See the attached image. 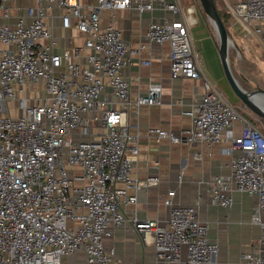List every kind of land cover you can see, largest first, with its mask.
<instances>
[{
	"label": "built area",
	"instance_id": "1",
	"mask_svg": "<svg viewBox=\"0 0 264 264\" xmlns=\"http://www.w3.org/2000/svg\"><path fill=\"white\" fill-rule=\"evenodd\" d=\"M16 1L0 0V17L10 18L9 4ZM45 3L65 10L62 26L83 36L80 45L55 51L43 21ZM131 9L139 15L161 10L174 19L150 22L132 51L118 28L100 25L102 11ZM228 10L247 37L261 33L264 0H243ZM194 13L178 0H95L88 10L80 0H33L13 23H0V264H113L104 239L125 223L121 208L137 204L141 186L159 183L157 175L133 179L140 136L127 123L132 103L123 70L128 54L139 55L147 45L159 47L172 80H198L203 90L182 112L189 127L178 135L147 128V135L208 147L231 141L225 150L232 156L230 174L206 181L208 200L229 209L234 191L254 198L250 223L261 235L239 263L264 264V135L204 78L189 33ZM161 96V86L149 84L134 104L161 106ZM174 195L171 190L163 199L165 223L138 221L135 213L129 222L143 238L151 237L156 261L211 264L218 246L209 239L208 224L197 206L175 205Z\"/></svg>",
	"mask_w": 264,
	"mask_h": 264
},
{
	"label": "crops",
	"instance_id": "2",
	"mask_svg": "<svg viewBox=\"0 0 264 264\" xmlns=\"http://www.w3.org/2000/svg\"><path fill=\"white\" fill-rule=\"evenodd\" d=\"M185 1L189 3V0ZM221 1L225 11L229 13L230 5L243 0ZM32 3L33 0H17L10 3V18L0 17V23H13L18 15L23 14L25 7ZM94 3L95 0H80V4L86 10ZM180 3L183 10L189 7L184 5V0ZM45 6L46 13L43 21L56 42L55 51L61 53L65 48L80 45L83 36L73 26L68 28L62 26V16L65 10L57 8L53 3H45ZM192 7L195 9L193 5ZM199 14L204 17L200 10ZM194 15L196 23L190 28V35L194 27L198 25L196 9ZM163 17L174 19L169 13L161 10L145 12L141 15L132 9L104 10L100 14V25L106 27L112 24L118 28L123 40L133 51L138 49L140 43H143L142 37L147 25L150 22H161ZM204 20L209 28L207 17ZM252 25L255 27L257 24ZM227 32L232 44L231 50L235 56L238 54L239 58L241 57L239 61L238 59L236 62L233 61L229 49V66L231 70L233 66L236 67V75L240 77L237 79L238 82L248 91L256 88L264 90V24L261 26L260 34L247 37L230 16ZM210 34L217 50L215 35L211 30ZM191 43L199 53L195 40L192 38ZM128 56L130 64L123 70L124 77L130 81L129 96L132 103L127 111V123L130 130L138 132L140 136L138 161L132 177L136 181H144L149 176L157 175L159 183L141 186L136 192L137 204L121 208L126 219L125 223L115 229L111 237L104 239L105 248L112 249L114 252L113 264H168L156 261L151 237L147 235L143 238L129 220L135 213L138 221L152 220L161 224L165 223L168 209L163 205V199L171 190H175L172 198L175 205L197 206L199 219L208 224L209 239L218 246V254L211 264H240L241 255L255 246L261 235L260 228L250 223L255 200L247 194L234 191L232 206L229 209H223L209 202L206 185V181L210 178L227 177L230 174L229 163L232 156L228 155L225 150L231 147V141L224 140L208 147L198 142L187 145L171 144L167 139L156 141L155 138L147 135V128H159L178 135L182 129L189 127L191 120L182 112L189 110L194 103L199 101L200 94L203 92L201 82L190 79L172 80L169 74V62L160 56L157 46L147 45L139 55L128 54ZM147 59L151 62L149 66L142 63ZM207 76L204 78L209 82L211 77ZM149 84L161 86V106L141 105L137 107L134 104L135 98L145 94ZM214 86L213 84L212 87L215 88ZM215 89L219 92L217 88ZM235 110H240L247 115L251 114L254 118L257 117L240 100ZM238 113L245 119L242 113L239 111ZM240 129V124L236 123L233 128L234 136L240 134ZM178 264H184L183 259Z\"/></svg>",
	"mask_w": 264,
	"mask_h": 264
},
{
	"label": "rangeland",
	"instance_id": "3",
	"mask_svg": "<svg viewBox=\"0 0 264 264\" xmlns=\"http://www.w3.org/2000/svg\"><path fill=\"white\" fill-rule=\"evenodd\" d=\"M179 3L181 0H178ZM188 1V0H187ZM197 2L198 0H189V3L187 4V2L184 0V5H188V6H194L196 9V15H198V25L194 27L193 31L191 32L190 37L192 39L195 40V44L197 46V49L199 50V55H200V59H201V63H202V67H203V74L205 73V77L208 75L209 77H211L209 80L215 85L214 87L217 88L219 90V92L222 94L224 100L233 108H236V104L238 103V97L236 96V94L233 92L231 86L229 85L225 74L223 72V68L220 62V58L218 55V52L214 46V40L211 37L210 34V30H212V33L215 35V32L213 30V27L211 25V23L209 22V28L208 25L206 23V21L204 20L205 17H202L199 14V8L197 9ZM181 4V3H180ZM199 4V2H198ZM215 41H216V36H215ZM232 48L230 47V50ZM233 51H230V57L232 58L233 61H238L241 59V57L239 58L238 54H236V56L234 55ZM235 58V59H234ZM236 67L233 66V69L231 70L233 76L235 77L237 83L239 84V86L245 90V88H243L240 83L238 82L237 79H240V77H238L239 75H236L237 70ZM207 76V77H208ZM242 80V79H241ZM209 81V83H211ZM218 82V83H217ZM243 82V80H242ZM211 83V84H212ZM212 84V85H213ZM30 93L27 92L26 96L29 97ZM40 97H42V94H40ZM240 113H242L243 117L249 121L250 124H252L255 128H257L263 135H264V120L259 119L257 117H253V115H247L244 112H241L240 110H238ZM237 111V112H238Z\"/></svg>",
	"mask_w": 264,
	"mask_h": 264
},
{
	"label": "water",
	"instance_id": "4",
	"mask_svg": "<svg viewBox=\"0 0 264 264\" xmlns=\"http://www.w3.org/2000/svg\"><path fill=\"white\" fill-rule=\"evenodd\" d=\"M198 2L203 14L207 17L215 32L217 52L229 85L240 102L249 111L264 120V90L256 88L251 91H245L239 86L229 66L228 52L232 44L227 29L220 19L212 0H198Z\"/></svg>",
	"mask_w": 264,
	"mask_h": 264
},
{
	"label": "trees",
	"instance_id": "5",
	"mask_svg": "<svg viewBox=\"0 0 264 264\" xmlns=\"http://www.w3.org/2000/svg\"><path fill=\"white\" fill-rule=\"evenodd\" d=\"M212 1H213V3H214V6H215V8H216V10H217V13H218L220 19L222 20L224 26H225L226 29H227V27H228V19H229V17H230L229 13H228L227 11H225L224 4L222 3L221 0H212ZM197 5H198V7H199V9H200L201 14H202L204 17H206V16L203 14V12H202V10H201L200 5L198 4V2H197ZM211 32H212V30H211ZM259 119H260V118H259Z\"/></svg>",
	"mask_w": 264,
	"mask_h": 264
}]
</instances>
